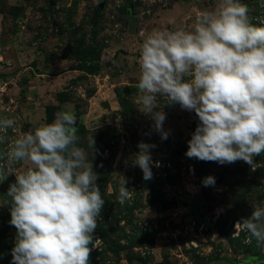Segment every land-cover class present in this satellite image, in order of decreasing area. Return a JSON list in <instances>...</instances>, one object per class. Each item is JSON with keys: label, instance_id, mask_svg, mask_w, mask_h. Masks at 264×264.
<instances>
[{"label": "rangeland", "instance_id": "rangeland-1", "mask_svg": "<svg viewBox=\"0 0 264 264\" xmlns=\"http://www.w3.org/2000/svg\"><path fill=\"white\" fill-rule=\"evenodd\" d=\"M218 2L0 0V63L26 59L8 72L12 79L0 74V117L17 121L0 152L19 135L48 123L47 115L37 114L52 105L23 106L28 73L44 72L55 63L60 70H68L71 63L95 69L85 57L97 56L98 70L85 71L71 89L65 84L59 89V99L69 100L62 112L82 116L77 121L78 146L88 152L105 200L90 264H264V247L255 240L246 242L243 233L234 234L236 221L250 216L253 204L264 206V153L254 157L255 170L242 160L221 165L188 158V141L199 123L195 112L158 97L156 110L166 113L163 126L169 132L162 140L154 121L134 102L143 36L154 30H191L197 15L215 9ZM242 2L249 7L251 22L264 26V0ZM30 66L15 81L16 72ZM59 108L50 107L49 123ZM140 141L155 145L149 180L132 164ZM26 167L0 159V264H11L17 235L10 224L6 183ZM209 175L215 185L205 187L202 181ZM123 176L129 198L122 205L117 196ZM172 199L177 205L169 207Z\"/></svg>", "mask_w": 264, "mask_h": 264}, {"label": "clouds", "instance_id": "clouds-1", "mask_svg": "<svg viewBox=\"0 0 264 264\" xmlns=\"http://www.w3.org/2000/svg\"><path fill=\"white\" fill-rule=\"evenodd\" d=\"M249 11L242 0H219L215 9L197 15L191 30L143 36L134 102L162 140L169 132L166 113L156 110L158 97L195 112L199 123L188 141V158L221 165L242 160L255 170L254 157L264 153V26L253 24ZM76 121L71 112H59L0 152L10 165H27L7 193L10 224L17 230L11 264H90L105 200L88 152L78 146ZM16 124L0 117V145ZM89 147L94 150V139ZM153 147L140 141L132 161L145 180L153 176ZM202 183L214 186L215 177ZM128 198L123 176L117 200L123 205ZM235 233L264 247V206L253 204L251 215L236 221Z\"/></svg>", "mask_w": 264, "mask_h": 264}, {"label": "crops", "instance_id": "crops-1", "mask_svg": "<svg viewBox=\"0 0 264 264\" xmlns=\"http://www.w3.org/2000/svg\"><path fill=\"white\" fill-rule=\"evenodd\" d=\"M25 60H26L25 57H20L14 62L15 63L14 65H7V64L0 63V74L5 73L7 74V76L4 74V76H2L3 78L12 79L13 78L11 77L12 74H8V72L14 69L15 67H19V65H22ZM59 64L60 63H58V65ZM48 65L49 67L47 68V70L44 69V72L28 73L29 74V77L27 80L28 90L26 92L27 97L22 100L23 106L25 107L26 105L30 103L37 104V105L48 103L47 105H52L56 108L60 106L61 108L59 109H61V112H62L63 111L62 107L69 100L68 99L65 100V97L63 98V100L59 99V94H61L63 91V90L59 91L61 85H64V84L69 85L68 88L71 89L73 88L71 84L75 83L76 82L75 80L77 79L79 80L80 78H82L86 73H84V71L80 69H77L73 63H71L72 66L68 70H65L62 68L60 70L59 68H57L56 63L53 65L52 64L51 65L48 64ZM55 65H56V68H55ZM29 69H33V68L30 66L25 69H21L17 71L16 74L14 75L15 81H18V79L20 78V74L24 75L25 72L29 71ZM46 98H50V100ZM35 109L38 110L39 108L37 107ZM59 109H57L58 112H60ZM38 111L39 112L37 114V117H41V116L45 117L44 115H46V108H45V112L43 109L42 110L39 109ZM78 117H79V120L82 119L81 115H78Z\"/></svg>", "mask_w": 264, "mask_h": 264}, {"label": "trees", "instance_id": "trees-1", "mask_svg": "<svg viewBox=\"0 0 264 264\" xmlns=\"http://www.w3.org/2000/svg\"><path fill=\"white\" fill-rule=\"evenodd\" d=\"M89 55V54H88ZM88 55H86V57H85V61H86V63L87 62H93L94 63V65H95V69L94 68H86V66L83 64L81 67H77L76 66V68L77 69H80V70H82V71H86V72H89V71H93V69L96 71V70H98V64L96 63V61H97V56L95 55V54H90L89 56ZM85 63V64H86ZM62 100H63V98H62ZM50 107H52V106H48V107H46V115H47V121H48V123H49V119H50Z\"/></svg>", "mask_w": 264, "mask_h": 264}, {"label": "water", "instance_id": "water-1", "mask_svg": "<svg viewBox=\"0 0 264 264\" xmlns=\"http://www.w3.org/2000/svg\"><path fill=\"white\" fill-rule=\"evenodd\" d=\"M76 117H77V121L79 120V117H78V115H75ZM76 121V122H77ZM15 182V176L14 175H12L9 179H8V181H7V183H6V187L8 188L9 186H10V184H12V183H14ZM169 207H171V206H176L177 205V200L176 199H172L170 202H169Z\"/></svg>", "mask_w": 264, "mask_h": 264}]
</instances>
